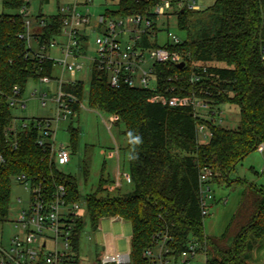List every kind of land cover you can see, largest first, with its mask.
<instances>
[{"label":"trees","instance_id":"1","mask_svg":"<svg viewBox=\"0 0 264 264\" xmlns=\"http://www.w3.org/2000/svg\"><path fill=\"white\" fill-rule=\"evenodd\" d=\"M162 0H119L106 16L149 14ZM0 14V219L8 213L12 178L27 174L50 190L63 185L67 201H83L85 217L96 231L103 218L120 217L131 223L132 237L128 264H155L145 251L156 246L161 234L171 239L168 257L179 260L188 243L195 240L204 250L206 264H254L255 253L264 247V183L244 178L232 179L237 166L264 145V0H214L200 9L184 7L177 11L178 27L186 39L170 48L181 52L184 66L157 64V93L167 96L197 95L220 111L223 104L237 105L240 120L236 127L213 123L196 114L192 107H172L149 99L151 89L128 86L113 89L104 71L90 73L88 104L92 109L115 117L124 125L132 191L111 194L114 182L101 178L93 192L81 194L78 180L61 171L49 147L39 144L36 122L25 118L15 124L12 98L22 97L29 78L52 76L53 61L39 63L19 37L24 18L19 13L25 0H2ZM40 17H42L40 15ZM43 39L61 31L62 14L45 18ZM157 45V44H154ZM222 64V65H220ZM176 74V76L174 75ZM174 75V76H173ZM173 76V77H172ZM199 77L193 82L192 77ZM17 87V91H15ZM64 90L80 100L84 83L64 84ZM74 105V111L79 110ZM27 124L24 126V124ZM212 131L200 142L198 125ZM75 150L79 131L70 127ZM131 133V136L129 135ZM139 136L140 144L132 139ZM134 157V158H132ZM204 166L213 170L212 182L238 185L242 197L230 224L220 236L207 235L200 207V174ZM84 175L88 169L85 164ZM84 217L75 218L72 249L77 263ZM232 238L231 242H228ZM157 264V263H156ZM264 264V263H263Z\"/></svg>","mask_w":264,"mask_h":264},{"label":"built area","instance_id":"2","mask_svg":"<svg viewBox=\"0 0 264 264\" xmlns=\"http://www.w3.org/2000/svg\"><path fill=\"white\" fill-rule=\"evenodd\" d=\"M91 1L76 0L74 4L61 8L59 10L62 14L61 31L49 39H43L41 35L47 20L40 17L35 28H32L27 7L23 6L19 9L25 25V30L19 37L30 49V55L39 63L50 59L53 61V69L55 64L61 69L60 77L42 76L38 79L45 83L52 80L58 82V92L55 96L58 112L55 121L59 122L61 118L72 116L75 112L74 105L80 106V99L75 94L65 91L63 87L66 83L81 81L76 78V72L85 68L80 59L88 58L91 61L89 74L93 68L104 71L113 89L124 86L151 89L155 92L149 99L151 102L172 107H192L197 115L212 120L213 123H223L221 110L212 108L208 101L200 96L170 97L157 93L159 81L156 65L169 63L178 65L185 59L181 52L170 48L182 42L170 31L171 21L176 17L178 25L177 11L185 6L189 9H200L196 0H162L151 8L149 14L136 13L120 17L100 14L94 19L95 23L92 22L93 15L88 7L86 11L79 9L80 6H87ZM88 27H92L96 33V49L92 57L87 55L90 41ZM162 27L166 29L167 40L159 43L158 34ZM33 41L37 48L33 47ZM53 51L56 56L52 54ZM261 53L264 62V42ZM66 73H69L67 78L64 77ZM153 79L155 86L151 87ZM191 80L199 81V77L194 76ZM17 90L15 87V91ZM46 96L47 93L41 94L42 103H45ZM11 100L12 104L18 101L16 97ZM26 125L25 123L24 126ZM36 127L40 132L39 144L50 148L57 166L67 164L71 156L69 148L63 145L56 148L49 140L53 133L52 120L38 121ZM197 132L202 143L212 137V131L205 123L198 125ZM258 150L264 152V145L261 144ZM14 178L30 191V200L28 208L22 209L17 215L15 220L17 231L8 247L0 244V264H73L70 263L75 256L72 249L73 227L75 218L82 217L85 212L81 204L84 202H68L67 190L63 185L50 190L46 184L36 182L27 174H19ZM212 178V168L204 166L199 181L200 207L205 217L209 214L212 201H215L211 187ZM169 239L171 237L168 234H161L156 240V246L146 250L145 255L155 264H169L173 259L167 256L170 254L167 246ZM198 251L199 243L193 240L188 243L179 260L183 259L187 262ZM128 255L106 253L100 257L98 264H128L130 261Z\"/></svg>","mask_w":264,"mask_h":264},{"label":"rangeland","instance_id":"3","mask_svg":"<svg viewBox=\"0 0 264 264\" xmlns=\"http://www.w3.org/2000/svg\"><path fill=\"white\" fill-rule=\"evenodd\" d=\"M76 0H28V19L31 21L32 28L37 25L40 15L44 18L55 15L61 8L74 4ZM82 2L84 0H81ZM119 0H92L87 6H80L81 11H86L87 7L95 18L104 14L107 9H116ZM214 0H196L200 8H206ZM3 12L2 0H0V14ZM93 26V24H92ZM170 31L176 34L181 41L186 39V33L179 29L176 17L171 21ZM89 35V45L87 55L94 56L96 49V33L92 27L87 28ZM166 38V29L162 27L158 34V42L164 43ZM33 47L37 48L33 41ZM56 56L55 51L52 52ZM58 57V56H57ZM85 65L83 70L76 72V78L84 83V91L80 100V107L72 116L66 119L57 118L58 105L55 96L58 92V82L52 80L49 83L29 78L22 97L11 105L12 115L16 118L15 124H19L25 118L26 122L31 119H51L53 133L49 139L53 145L58 148L63 145L69 148L71 152L70 161L58 168L66 174H72L77 177L78 188L81 194H87L95 191L101 178L111 179L115 176L118 167L120 168L122 186L116 183L111 188V194L127 193L133 190L134 184L130 175L129 153L126 150L127 139L123 134L124 125L118 124L114 116L103 111L92 109L88 104V95L90 90V66L91 61L88 58L80 59ZM222 65V64H220ZM61 69L55 64L52 77H60ZM69 77V73L64 75ZM155 86V79L151 82V87ZM47 93L45 103H42L41 94ZM223 125L226 127H236L240 120V110L237 105L223 104L220 107ZM54 119V120H53ZM70 127L79 131L77 146L73 150L71 146ZM88 169L87 178L84 175V168ZM232 179L244 178L253 181L258 185L264 183V152L255 150L250 153L234 170ZM212 193L215 195V201L209 206V214L205 217L203 225L207 235L220 236L230 224L233 215L236 213L241 197L242 189L238 185L226 186L212 182ZM119 188V189H118ZM20 199V200H19ZM30 200V191L25 185L15 178L11 181L10 202L8 213L5 218L0 219V244L8 247L11 238L15 235V220L22 209H27ZM85 208L84 203H81ZM86 221L84 232L80 237L78 262L73 264H94L97 255L101 253L100 247L94 246L96 240L95 232L91 229L89 220L83 214ZM109 233L120 236L118 245L121 252H128L129 245L127 236L131 225L127 222H113L109 219L102 224ZM229 238L228 242H231ZM264 263V247L256 251L254 264ZM169 264H206L205 251H198L187 262L180 259L175 263L171 259Z\"/></svg>","mask_w":264,"mask_h":264},{"label":"crops","instance_id":"4","mask_svg":"<svg viewBox=\"0 0 264 264\" xmlns=\"http://www.w3.org/2000/svg\"><path fill=\"white\" fill-rule=\"evenodd\" d=\"M121 177V173H120V168L118 167V170L115 174V176L113 177V182L114 185L115 183L120 187L122 186V180H120ZM119 189V188H118ZM109 219L111 223L113 222H127L131 225L130 222L120 218V217H109V218H103L100 221L99 227L95 232L96 235V240L94 241V246L95 247H100L101 249V253L99 255H97V259L94 262V264H98L99 259L102 255L109 253V254H114V253H121V254H130V250H131V237H132V226H131V231L129 230V234L127 236V240H128V245H129V249L128 252H121L122 250H120L119 245H118V239L120 236H116L113 235L112 233H109L107 228H105L102 224L103 222H105V220ZM79 255V254H78Z\"/></svg>","mask_w":264,"mask_h":264},{"label":"clouds","instance_id":"5","mask_svg":"<svg viewBox=\"0 0 264 264\" xmlns=\"http://www.w3.org/2000/svg\"><path fill=\"white\" fill-rule=\"evenodd\" d=\"M129 135L131 136V133ZM141 142H142V140H141V138L139 136H136V137H134L132 139V143H133L134 146L137 145V144H140ZM132 158H134V157H132Z\"/></svg>","mask_w":264,"mask_h":264},{"label":"water","instance_id":"6","mask_svg":"<svg viewBox=\"0 0 264 264\" xmlns=\"http://www.w3.org/2000/svg\"><path fill=\"white\" fill-rule=\"evenodd\" d=\"M184 64H185V62L183 61V62H180L178 65H179V67H183ZM128 257H129V255H128ZM129 259H130V258H129Z\"/></svg>","mask_w":264,"mask_h":264}]
</instances>
